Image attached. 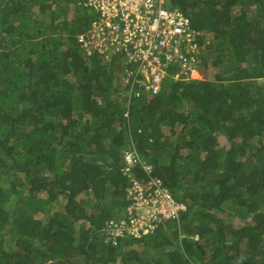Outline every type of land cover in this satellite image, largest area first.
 <instances>
[{
  "label": "trees",
  "instance_id": "trees-1",
  "mask_svg": "<svg viewBox=\"0 0 264 264\" xmlns=\"http://www.w3.org/2000/svg\"><path fill=\"white\" fill-rule=\"evenodd\" d=\"M164 3L213 77L169 66L128 103L123 58L79 47L83 0H0V264H264V0ZM131 145L186 209L113 243Z\"/></svg>",
  "mask_w": 264,
  "mask_h": 264
},
{
  "label": "built area",
  "instance_id": "built-area-1",
  "mask_svg": "<svg viewBox=\"0 0 264 264\" xmlns=\"http://www.w3.org/2000/svg\"><path fill=\"white\" fill-rule=\"evenodd\" d=\"M95 17L90 26L76 35L86 55L98 52L105 59L111 55L123 58V84L127 102L142 91L156 93L173 67L172 78L187 80L197 71L194 54L199 34L190 29L188 19L176 10L165 8L164 0H83ZM124 116L128 119V114ZM123 175L128 184L125 217L109 220L100 232L112 240L139 239L151 234L163 221L179 216L186 206L175 200L153 167L142 161L134 146L124 153ZM138 166L144 175L138 177L131 168Z\"/></svg>",
  "mask_w": 264,
  "mask_h": 264
},
{
  "label": "clouds",
  "instance_id": "clouds-1",
  "mask_svg": "<svg viewBox=\"0 0 264 264\" xmlns=\"http://www.w3.org/2000/svg\"><path fill=\"white\" fill-rule=\"evenodd\" d=\"M90 8V7H89ZM90 10L92 11V8H90ZM208 68V66H204L203 64H202V62L201 61H199V58H198V63H197V71L195 72V74L193 75V77H191V78H189V79H187L186 81H188V80H207V79H210V78H203V74H204V72H203V69H207ZM135 148V147H134ZM136 150V149H135ZM137 152V151H136ZM138 154V153H137ZM138 156H139V154H138ZM140 158V157H139ZM141 159V158H140ZM123 164H124V160H123Z\"/></svg>",
  "mask_w": 264,
  "mask_h": 264
},
{
  "label": "rangeland",
  "instance_id": "rangeland-1",
  "mask_svg": "<svg viewBox=\"0 0 264 264\" xmlns=\"http://www.w3.org/2000/svg\"><path fill=\"white\" fill-rule=\"evenodd\" d=\"M203 72H204L203 78H206V79L210 78L211 79L213 77L214 72H213L212 68L208 67L206 70L203 69Z\"/></svg>",
  "mask_w": 264,
  "mask_h": 264
}]
</instances>
